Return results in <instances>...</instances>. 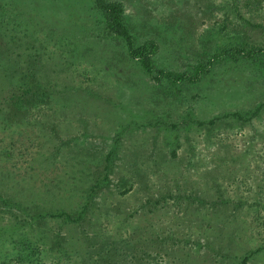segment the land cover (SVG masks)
<instances>
[{
	"label": "rangeland",
	"instance_id": "374dc122",
	"mask_svg": "<svg viewBox=\"0 0 264 264\" xmlns=\"http://www.w3.org/2000/svg\"><path fill=\"white\" fill-rule=\"evenodd\" d=\"M118 1L135 45L156 41L155 67L207 71L155 81L91 0H0L8 70L35 69L51 98L25 115L0 104V225L17 264H264L263 61L212 57L264 48V0ZM85 203L83 219L49 215ZM27 240L41 250L26 256Z\"/></svg>",
	"mask_w": 264,
	"mask_h": 264
},
{
	"label": "trees",
	"instance_id": "16d2710c",
	"mask_svg": "<svg viewBox=\"0 0 264 264\" xmlns=\"http://www.w3.org/2000/svg\"><path fill=\"white\" fill-rule=\"evenodd\" d=\"M252 2L256 1L257 4L260 0H250ZM258 1V2H257ZM93 7L96 8L97 12L99 13V17L103 20L106 28V35L107 36H115L116 38H119L123 40L125 43V46L127 47L128 55L132 59H136L140 66L154 79L155 81H160L162 78L169 79L172 83L176 82H183V81H194L197 80L200 76L201 72L207 71V64H210L212 60H209L208 63L200 62L195 66L194 71L191 74H188L186 72H174L170 70H165L162 68H157L154 65L153 62V55L155 54L158 45L155 40L148 39L144 41L140 45H135L134 37L129 31V28L127 27L125 23V16H124V5L121 1L118 0H91ZM249 1L245 3V5L249 6ZM238 5H234V10L237 11ZM227 19V18H226ZM227 27L226 25H221V29L225 30ZM1 47V46H0ZM34 54H27L26 57L30 56V59L33 57ZM7 55L2 53L0 51V81L1 83L7 82L6 85L12 86L11 89L7 91V94L4 96H0V99L5 108L10 112L14 111V115L17 113L24 114L22 112V106L25 107H35L37 104V100L41 103L48 104L51 102V98L45 99V91L46 86H42L39 82V76L37 75V71L33 68L29 69L27 73H18L15 75V70H8L9 63L12 61L6 60ZM243 57L244 59H249L252 57L259 58L263 61L264 65V48L257 45L252 44H244V45H233L228 47H223L219 52H216L215 55H213V58H220V57ZM29 59V62H30ZM34 61V59H32ZM17 63V62H16ZM31 66L33 67V64L31 63ZM13 68V64H12ZM3 88L2 86H0ZM4 89V88H3ZM43 95V96H42ZM29 109H27V112ZM259 111L256 110V112H253V115H256ZM232 116L237 117L239 119L241 117L239 112H233L231 114ZM10 116V115H8ZM199 124H203V121L199 120L197 121ZM212 122V120L210 121ZM177 148V147H176ZM176 148H173L171 150V155L174 157L176 155ZM0 177L3 178L4 174ZM1 183V182H0ZM46 188V187H45ZM45 188H42V191L45 190ZM90 192V191H89ZM43 193V192H42ZM123 193V192H122ZM39 196L42 197V194L39 193ZM38 197V196H37ZM92 197V196H91ZM31 201V200H30ZM0 202L3 203L5 206H11L9 205L12 200L8 198H4L0 195ZM13 205V204H12ZM88 208V204L85 203L82 208L79 207V212L77 215H73L67 210L63 211H55L57 213H49L50 216H56V217H65L67 221H77L80 219H83V217L86 214V209ZM0 211V220L2 218ZM12 215L15 216L13 213ZM46 212L40 213V214H29L30 216V222L36 221L38 224L42 223V220L47 216ZM38 219L40 222H38ZM7 226L0 225V242L3 241L5 246L3 247L0 245V264H17L20 261H22V257H18L19 251L16 249V244H19V240H15L12 237V233H8V230L6 229ZM41 237H46V232H42ZM40 237V238H41ZM46 241V240H44ZM23 243V242H22ZM37 244V243H36ZM33 244L31 245L29 240L25 241L23 243L24 247L27 246L26 250V256L35 254L36 252H39V249L37 248L38 245ZM45 251V250H44ZM41 252V251H40ZM25 256V255H24ZM20 259V260H18ZM246 257L243 259V264H246ZM16 262V263H15Z\"/></svg>",
	"mask_w": 264,
	"mask_h": 264
}]
</instances>
